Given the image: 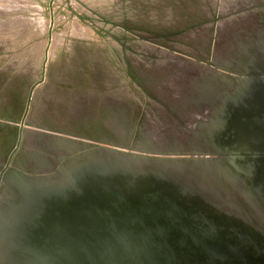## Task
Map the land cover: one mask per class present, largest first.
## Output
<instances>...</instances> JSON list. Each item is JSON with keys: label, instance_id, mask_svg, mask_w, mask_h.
<instances>
[{"label": "rangeland", "instance_id": "obj_1", "mask_svg": "<svg viewBox=\"0 0 264 264\" xmlns=\"http://www.w3.org/2000/svg\"><path fill=\"white\" fill-rule=\"evenodd\" d=\"M230 24L243 27V43L226 66L215 56ZM263 27L264 0H0V187L9 186L21 143L17 174L38 182L47 174L32 170L50 168L51 154L79 150L52 126L84 141L58 161L60 170L69 160L85 164L86 155L104 164L125 162L121 152L151 155L155 163L186 156L140 145L143 133L155 139L183 123L157 93L155 75L186 61L229 84L234 77L229 93L236 94L251 74L264 72ZM212 81L198 86L201 98ZM15 191L8 204L20 202Z\"/></svg>", "mask_w": 264, "mask_h": 264}, {"label": "flooded vegetation", "instance_id": "obj_2", "mask_svg": "<svg viewBox=\"0 0 264 264\" xmlns=\"http://www.w3.org/2000/svg\"><path fill=\"white\" fill-rule=\"evenodd\" d=\"M246 84L226 103L169 104L183 123L165 132L197 144L191 153H213L240 193L212 194L150 170L83 162L16 203L0 234L3 260L264 264V82Z\"/></svg>", "mask_w": 264, "mask_h": 264}, {"label": "bare ground", "instance_id": "obj_3", "mask_svg": "<svg viewBox=\"0 0 264 264\" xmlns=\"http://www.w3.org/2000/svg\"><path fill=\"white\" fill-rule=\"evenodd\" d=\"M195 6H198L196 4ZM243 27L236 26L233 24H230V26L225 27L223 29V32L221 36L218 38V51L215 56V61L224 64L226 66H232L235 61L238 60L240 54L238 55V58L236 59V55L240 53L241 51V42H240V30ZM264 34V27L261 31ZM204 31H199L197 33V38L199 36L205 37ZM203 38H198L202 40ZM264 57V53H263ZM183 65L179 66L177 65L174 67L171 72L159 71L155 75V83H156V91L157 93L162 95H166V98L171 100L172 104H211L220 102L223 97H228L231 93H229V90L233 89V84H237V79L234 77L232 78V84H229L219 78H216L212 73L209 71H205L202 67H196L194 70V63H188L186 61H183ZM186 65V66H185ZM182 66L188 67L185 69H182L180 72L177 70V68H180ZM191 66V67H190ZM190 67V68H189ZM177 70V71H176ZM209 78H211L213 83L215 84L213 87L210 88V93L207 98H201L199 95L198 86L200 84L209 83ZM195 80V81H194ZM38 92V91H37ZM174 100V101H173ZM170 103V104H171ZM31 115V114H30ZM30 121L31 116H30ZM33 122V121H32ZM35 126H40V122H33ZM50 130L61 132L60 134H64L65 137L68 139L67 141L79 146V150L84 146L82 139H73L70 135L71 132L68 129H63L60 127H50ZM25 135V133H24ZM23 135V138H24ZM77 136V135H76ZM13 137V135H12ZM79 137V136H78ZM109 137H106L105 139H108ZM23 142V139H22ZM22 145V143H21ZM18 148V150L15 152L13 156V160L15 155L18 153V151L21 148ZM140 145L142 148H153L155 147H163L170 150L177 151L178 153H185L186 156L179 157V158H171L168 160L162 159L159 162L155 163V157L147 154H131L127 152H121L119 153V156L125 161L121 162L122 164L126 165L128 168H135V169H144L141 167V164H144L145 166L152 167L155 166L158 170L162 169L163 171L160 172L156 169V171L161 174H169L170 176L175 177L181 182L187 183L191 185L192 187H201L205 188L208 192L212 194H218V195H225L226 192L233 191L234 193H240V187L238 185V181H229L225 178L224 174L225 171L223 169V166L221 162H219L217 159H206L203 155L198 153H191L189 152L190 149H193L194 146L196 147L197 144L195 143H188V142H179L176 138L169 136V134H165L162 136H157V138L153 139L150 135L147 133H143ZM75 152H66V151H58L55 154H51L49 157L52 161V166L48 169H34L32 171L38 172L41 174H47V177L40 179L39 181H52L54 180L60 181L63 178H66L70 174V167L72 166L71 160H69L68 164L63 168L59 169L57 168V163L65 154H75ZM6 154V152H5ZM5 154L3 156H5ZM86 158L89 160L87 163L91 162H99L103 163L99 160H95V157L92 155H86ZM107 157L105 159H111L110 156H103ZM13 160L11 163L10 171L7 173V181L9 182V186L2 185L0 187V234L2 233V227L4 225V221L6 217L12 212L14 208H16L18 205H11L8 204V197H10L12 194H14L16 191L14 190L17 186L18 182L20 180H25L27 182H30L27 176H19L17 174V166L13 164ZM106 161V160H102ZM121 161V160H120ZM21 169V168H20ZM59 169V170H57ZM31 172V170H30ZM165 174H164V173ZM48 174H50L48 176ZM57 177V178H52ZM50 179V180H49ZM214 192V193H213ZM0 264H4L2 260H0Z\"/></svg>", "mask_w": 264, "mask_h": 264}, {"label": "water", "instance_id": "obj_4", "mask_svg": "<svg viewBox=\"0 0 264 264\" xmlns=\"http://www.w3.org/2000/svg\"><path fill=\"white\" fill-rule=\"evenodd\" d=\"M240 42H241V44L243 43V40H241V38H240ZM261 73L262 74H260V73L251 74V79L252 78L253 79L256 78V79L261 80V81L264 82V72H261ZM246 86H247V84H241L239 89L236 90V94L239 95L240 92H242L244 90V87H246ZM236 94H230L228 97L222 98V100H220V102L223 101L224 103H226L228 101H231L232 99H234ZM167 101L169 102L168 104L171 103L170 99H167ZM169 136H172V134H170ZM109 165L116 166V167L119 166V167L127 168V169H130V170H150V171L157 172L156 170L151 169V168H144V169H142V168H140V169L128 168L126 165H124L122 163H116V162H109ZM76 166H78V165H72L69 170L74 169V167H76ZM29 181L30 182H27L25 180H20L18 182L17 186L15 187V190H17V192L21 196V199H26L27 195L30 194L32 190H34L35 186L38 187V188H41V187L43 188V187H46L47 185L56 183V181L55 182L54 181H52V182H50V181H48V182H38V181H35V180H29ZM2 251L3 250L0 249V260H2V262L4 264H8V263H6V261L3 260L4 253Z\"/></svg>", "mask_w": 264, "mask_h": 264}]
</instances>
